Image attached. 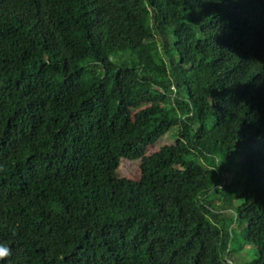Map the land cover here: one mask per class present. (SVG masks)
<instances>
[{
  "label": "trees",
  "instance_id": "obj_1",
  "mask_svg": "<svg viewBox=\"0 0 264 264\" xmlns=\"http://www.w3.org/2000/svg\"><path fill=\"white\" fill-rule=\"evenodd\" d=\"M237 231L264 264V0H0V264H234Z\"/></svg>",
  "mask_w": 264,
  "mask_h": 264
},
{
  "label": "rangeland",
  "instance_id": "obj_2",
  "mask_svg": "<svg viewBox=\"0 0 264 264\" xmlns=\"http://www.w3.org/2000/svg\"><path fill=\"white\" fill-rule=\"evenodd\" d=\"M110 59L113 61H118V58L116 55H112L110 57ZM174 137H175V129H170L163 136L158 138L154 143L147 146L146 154H151V153L157 151L160 147H162L165 144L173 143ZM139 165H140V158H137L134 160L122 158L119 160V166L117 169V174L119 177H125V178H129V179H133V180L138 179L140 176ZM224 176L227 179L230 177V174L226 173V174H224ZM235 193H239V190H232V192L229 193L228 198H231L233 196V194H235ZM214 196L215 195H213L212 197H214ZM228 198H226V200H228ZM220 199H218V198L216 199L217 205H219V203L226 204L228 202V201H224L225 199L224 200L222 198H220ZM233 202L235 204H238L239 200L235 199ZM237 236H238V239H236L235 242L233 243L232 251L229 254V258L231 259V261L234 264L249 261L252 259L253 255H254V249L251 245L240 246L241 243L239 241V236H240L239 231H237Z\"/></svg>",
  "mask_w": 264,
  "mask_h": 264
},
{
  "label": "clouds",
  "instance_id": "obj_3",
  "mask_svg": "<svg viewBox=\"0 0 264 264\" xmlns=\"http://www.w3.org/2000/svg\"><path fill=\"white\" fill-rule=\"evenodd\" d=\"M10 255V248L7 243L0 242V260Z\"/></svg>",
  "mask_w": 264,
  "mask_h": 264
}]
</instances>
